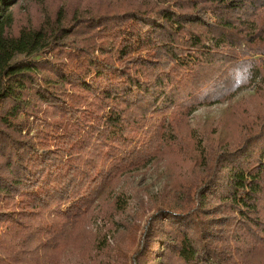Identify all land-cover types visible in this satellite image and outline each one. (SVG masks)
I'll list each match as a JSON object with an SVG mask.
<instances>
[{
  "label": "trees",
  "instance_id": "1",
  "mask_svg": "<svg viewBox=\"0 0 264 264\" xmlns=\"http://www.w3.org/2000/svg\"><path fill=\"white\" fill-rule=\"evenodd\" d=\"M258 78L264 0H0V264H264V113L201 157L167 118ZM161 146L179 174L110 246L96 202Z\"/></svg>",
  "mask_w": 264,
  "mask_h": 264
},
{
  "label": "rangeland",
  "instance_id": "2",
  "mask_svg": "<svg viewBox=\"0 0 264 264\" xmlns=\"http://www.w3.org/2000/svg\"><path fill=\"white\" fill-rule=\"evenodd\" d=\"M260 57L255 56L254 58ZM260 84L261 79L258 78L251 86L241 89L225 101L211 105L196 106L191 113L185 116H182L183 113L180 110L174 108L167 113V118L169 121L174 119L175 123L173 124L178 122L174 128L175 130L178 129V138L189 142L190 149L195 145V149H199L196 155L201 157L206 149L205 147H207L206 144H209L208 138L217 139L218 133L226 131V134H228V131H232L229 137L238 139L241 135V129L238 124L242 120L253 119L257 115L264 113V103H262L259 93ZM158 154H160L159 158L150 160L139 170L117 178L115 186L112 188L113 190L109 191V199L105 200V202L104 199H99L96 202L95 206L107 204L109 208L117 199H120L123 206L126 207L125 212L117 213L119 215L114 220L105 221L102 217H98L96 220L94 218L91 219L93 221L90 229L94 233L102 231L101 235L105 236V240L110 246H115L117 241H130V235L132 234L131 225L135 224L133 217L135 212L142 210H139L141 202L145 203L147 211H141L139 217L146 220L148 216H151L157 210L153 207H148L150 204L149 198L159 195L164 186H171L173 184L172 180L179 174L174 168L169 167L170 163L175 164L177 153L170 154L168 149L163 151L161 146L154 155ZM188 189L189 186H184L182 190L180 189L177 192V196L181 194L187 197ZM105 209H102L103 215ZM178 210L176 209L175 212ZM145 220L143 222L137 221V223H142V226ZM124 246L127 247L128 245ZM75 257L77 256L74 255L73 258Z\"/></svg>",
  "mask_w": 264,
  "mask_h": 264
}]
</instances>
